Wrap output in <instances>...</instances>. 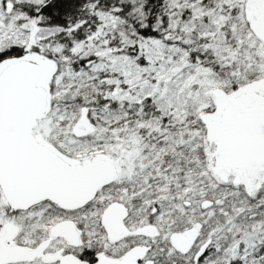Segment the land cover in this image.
Here are the masks:
<instances>
[{
  "label": "snow or ice",
  "instance_id": "1",
  "mask_svg": "<svg viewBox=\"0 0 264 264\" xmlns=\"http://www.w3.org/2000/svg\"><path fill=\"white\" fill-rule=\"evenodd\" d=\"M0 264H264V0H0Z\"/></svg>",
  "mask_w": 264,
  "mask_h": 264
}]
</instances>
